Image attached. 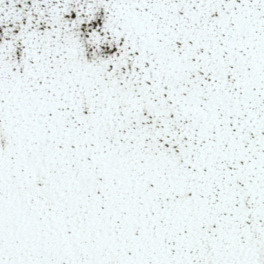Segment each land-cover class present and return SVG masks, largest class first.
<instances>
[{
    "label": "snow or ice",
    "instance_id": "1",
    "mask_svg": "<svg viewBox=\"0 0 264 264\" xmlns=\"http://www.w3.org/2000/svg\"><path fill=\"white\" fill-rule=\"evenodd\" d=\"M0 264H264V0H0Z\"/></svg>",
    "mask_w": 264,
    "mask_h": 264
}]
</instances>
